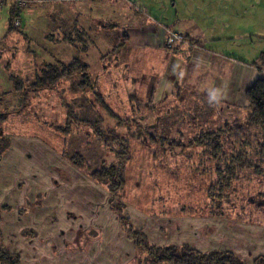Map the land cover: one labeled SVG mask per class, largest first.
<instances>
[{
	"label": "rangeland",
	"instance_id": "obj_1",
	"mask_svg": "<svg viewBox=\"0 0 264 264\" xmlns=\"http://www.w3.org/2000/svg\"><path fill=\"white\" fill-rule=\"evenodd\" d=\"M64 1V6L72 8L75 13L83 12L82 16L79 13L76 16L84 18L91 14V3ZM111 1L108 0L109 17H106L105 23L123 26L125 20L115 11V3ZM234 4L245 19L243 25L249 37L244 43L253 47L252 54L259 55L261 51L264 52V0H235ZM2 6L0 95L3 101L0 112L7 114L1 126L12 136L11 141L19 139L26 152L32 153L49 169L53 166L50 156L73 165L76 171L84 172L87 176L84 170L87 167L94 170L103 164L114 163V152L96 138L91 126L81 121L87 116L85 108L90 107L89 99L81 98V92L70 88L66 81L53 89L42 90L38 95L32 94L28 101H20L19 96L12 94L2 96L4 92L12 90L10 73L30 78L46 63H69L77 57L89 63L92 73L98 74V91L109 107V110L98 107L99 111L90 110L89 113H100L104 118L102 128L115 130L119 136L130 141V159L124 170L126 185L115 195L116 201L111 203L114 194L90 177L99 192H103L102 189L106 191V207L92 214L89 224L84 222L82 227L72 219L68 220L70 224L65 219L60 221L58 238L61 241L65 237L70 243L65 248L62 245L54 246L53 252H89L91 264H94V256H98L99 260L105 259L101 264H154L129 235V225L142 231L151 244L165 238L176 242L170 245H188L200 251H212V248L230 250L246 263L253 264L255 260L243 257H248L250 250L264 252V161L259 169L256 163L251 165L245 159L239 162L233 160V152L234 148L248 150L249 158L253 162L258 161L253 147L264 141L260 133L262 128L255 125L246 130L242 128L240 132H243V136L238 137V134L235 137L236 144L226 135L221 136L220 143L207 138V131L226 128L227 119L231 121L228 125L230 130L231 127L234 129L237 118H242L241 123L245 124L243 118L249 113L248 108L236 111L226 103L208 106L199 98L189 103L175 96L170 100L150 103L144 91L150 87L145 66L144 77L139 78L136 87L130 76L134 70L130 65L118 63V53H110L102 62L99 60L100 50L94 45L93 38L85 41L89 42L91 48L82 42L79 49L57 40L62 35L51 21V17H56L60 9L55 3L31 0L23 10L22 25H14V30H10L8 5ZM91 15L95 16V13ZM62 21L59 23H64L67 29V20ZM89 32L90 37L95 33L93 30ZM53 34L56 38H50ZM85 47L88 52L84 50ZM139 56V64L143 65L144 55ZM88 98L94 100L92 96ZM147 103H150V108L145 106ZM110 110L120 119L113 118ZM72 113L79 119L74 120ZM154 124L156 127L151 128ZM202 136L205 138L202 139ZM207 140L211 141L210 146H207ZM74 154L80 158L79 161H84V169L75 165L71 159ZM32 163L35 167L34 161ZM233 165L236 168L232 169ZM28 177L33 180L31 177L34 176ZM69 187L75 189L72 183ZM29 203L32 202L28 200L27 206ZM120 211L128 225L118 217ZM50 229L43 230L45 237ZM73 238L74 241H71ZM0 245L7 247L2 227ZM41 250L49 253L50 246L43 245ZM50 263V260L42 261V264Z\"/></svg>",
	"mask_w": 264,
	"mask_h": 264
},
{
	"label": "crops",
	"instance_id": "obj_2",
	"mask_svg": "<svg viewBox=\"0 0 264 264\" xmlns=\"http://www.w3.org/2000/svg\"><path fill=\"white\" fill-rule=\"evenodd\" d=\"M49 1L60 8L51 21L59 23L65 19L67 29H70L66 31L72 37L79 35V32L86 41L93 38L94 45L99 47L101 62L105 55L118 53V63L130 65L134 70L130 76L135 85L140 77H144L145 66L150 86L144 89L148 102H161L175 96L190 103L199 98L208 106L226 103L241 111L248 106L247 89L263 75L264 70L254 62L264 52L252 54L253 47L244 43L249 36L243 25L245 19L239 13L240 9L235 7V0H113L111 3H115V11L125 20L123 26L105 23L106 17H109L108 0L68 1L91 3L90 12L95 16L89 14L84 18L81 17L83 12L75 13L72 8L65 7L64 0ZM8 8L11 13L10 4ZM78 13L81 16H76ZM63 27L64 23L56 25L61 35L65 29ZM91 30L95 31L92 37ZM169 30L184 35L189 43L174 51L167 50L165 39ZM67 43L77 49L80 47L77 42ZM86 43L91 48L89 42ZM88 48L84 50L88 52ZM141 54L145 58V62H141L143 65L138 61ZM151 127L155 128L156 124ZM14 139L0 165V179L3 182L0 204L10 208L1 212L0 221L7 247L19 256L20 264H27L26 261L42 264L45 260H50V264H91L89 252H53L56 245L65 248L70 243L65 237L60 241L57 230L63 219L67 224L71 219L78 221L80 227L84 222L89 224L92 214L105 209L106 191L102 189L103 192H99L89 176L76 171L73 165L66 164L58 157H48L53 166L46 168L32 153L26 152L19 139ZM32 161L37 167L32 166ZM29 175L34 176L31 177L33 180ZM71 183L75 189L68 188ZM28 200L32 202L29 206ZM49 228L50 232L45 237L43 230ZM174 243L160 238L155 244ZM43 245L50 246L49 253L41 250ZM247 253L248 257L245 255L243 258L252 261L264 256V252L253 250ZM93 260L94 264H101L105 259L99 260L98 256H94Z\"/></svg>",
	"mask_w": 264,
	"mask_h": 264
},
{
	"label": "trees",
	"instance_id": "obj_3",
	"mask_svg": "<svg viewBox=\"0 0 264 264\" xmlns=\"http://www.w3.org/2000/svg\"><path fill=\"white\" fill-rule=\"evenodd\" d=\"M31 0H27V5ZM11 7V18H10V30H14V17H20L23 10L27 7H16L12 1H7L3 4L9 5ZM2 6V7H3ZM58 25V21L54 20V25ZM64 28V27H63ZM63 35L59 36L57 39L59 41H66L72 44L86 41L80 33L79 35L72 37L70 33L63 29ZM127 39V36H125ZM50 38H56V36L50 35ZM187 38V37H186ZM188 39V38H187ZM191 42V41H190ZM86 43V42H85ZM192 43V42H191ZM119 48V47H118ZM166 48V47H165ZM167 49V48H166ZM168 50V49H167ZM107 55L103 57L105 59ZM258 65L259 69L264 70V53L260 55L258 60L254 62ZM98 74L90 72V66L88 63L83 62L78 57L72 59L69 63L56 61L53 63H46L42 67L38 68L35 71L34 75L30 78H22L17 74L10 73L9 80L12 83V90L10 92H4V95H14L19 96L20 101L25 99L28 101V98L32 94L38 95L42 90L53 89L59 86L62 82L66 81L67 85L72 89H77L76 92H81V98L89 99L90 107L87 109V116L85 119L81 120L91 126L95 131V136L99 141L104 142L111 152H114L115 161L110 165L103 164L100 168L90 170L89 167L85 168L84 161H79L77 155H71V159L78 167L84 169L88 176L95 179L100 184L107 187L110 193L114 194L111 199V203L116 201L115 195L124 188L126 185L125 177V165L130 159L129 156V146L130 141L124 137L119 136L115 130L106 131L102 128L101 123L104 121L103 116L98 113L91 115L89 111L97 112L99 111L98 107H103L104 109L109 110L107 102L105 101L103 95L98 91ZM92 96L94 100H91ZM246 100L248 102V114L244 117V123H241L242 118H237L236 125L234 129L230 130L229 119L225 120L226 128L223 130L216 131H207L209 140H217L218 143L221 142V136L226 135L227 138L232 139V143L236 144L237 135L238 137L243 136V132H240L241 129L251 128L252 126H258L262 128L260 132L264 137V76L262 75L258 78L246 91ZM3 101V98L0 95V103ZM153 103V102H150ZM150 103H147L145 106L148 108ZM8 109V108H6ZM84 109V112H85ZM73 113H75L73 111ZM73 115L74 120L79 119L77 115ZM111 116L113 118L120 119L113 111L110 110ZM77 118V119H76ZM7 119V114L0 112V161L3 156L8 152L11 146L12 136L8 134L4 127L1 126V123ZM79 121V120H78ZM158 125V124H157ZM152 128V127H151ZM233 131V132H232ZM249 132V131H248ZM245 133V132H244ZM234 137V139H233ZM205 136H202L204 139ZM206 138V139H207ZM205 141L207 146L211 145V141ZM243 140H241L242 142ZM236 146V145H235ZM255 151V157L258 161L253 162L252 158H249L247 153L248 150H242L234 148L233 160L237 162L245 159L249 164L256 163V167L260 169V163L264 161V141L260 142L259 146L253 147ZM81 157V156H80ZM250 165V166H251ZM242 166V165H240ZM244 166V165H243ZM231 168V167H230ZM236 168L235 165L232 166V169ZM230 179V178H228ZM112 204V208L117 211ZM9 211V207L0 206V221H1V211ZM120 220L128 225V221L124 218L121 211L118 214ZM129 235L135 239L136 245L141 251L146 252L150 261L154 264H248L246 261H243L237 255L229 251H200L196 250L188 245H165L158 246L151 244L148 241L147 236L140 230L134 229L133 227L127 226ZM21 260L17 254L12 253L8 247L0 245V264H20ZM253 264H264V256L258 257Z\"/></svg>",
	"mask_w": 264,
	"mask_h": 264
},
{
	"label": "built area",
	"instance_id": "obj_4",
	"mask_svg": "<svg viewBox=\"0 0 264 264\" xmlns=\"http://www.w3.org/2000/svg\"><path fill=\"white\" fill-rule=\"evenodd\" d=\"M7 1H12L16 7H24L27 5V0H0V7ZM13 21L15 26L22 25V20L20 17H14ZM188 43L189 40L184 35L171 30H169L165 39V47L170 51H174L183 44Z\"/></svg>",
	"mask_w": 264,
	"mask_h": 264
}]
</instances>
